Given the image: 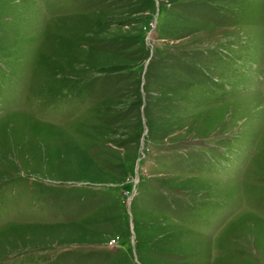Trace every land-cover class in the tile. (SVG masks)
<instances>
[{
  "label": "rangeland",
  "instance_id": "374dc122",
  "mask_svg": "<svg viewBox=\"0 0 264 264\" xmlns=\"http://www.w3.org/2000/svg\"><path fill=\"white\" fill-rule=\"evenodd\" d=\"M0 264H264V0H0Z\"/></svg>",
  "mask_w": 264,
  "mask_h": 264
},
{
  "label": "water",
  "instance_id": "95a60500",
  "mask_svg": "<svg viewBox=\"0 0 264 264\" xmlns=\"http://www.w3.org/2000/svg\"><path fill=\"white\" fill-rule=\"evenodd\" d=\"M131 199H133V195L131 196Z\"/></svg>",
  "mask_w": 264,
  "mask_h": 264
}]
</instances>
